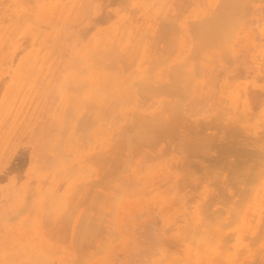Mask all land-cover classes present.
I'll return each instance as SVG.
<instances>
[{"label": "bare ground", "instance_id": "obj_1", "mask_svg": "<svg viewBox=\"0 0 264 264\" xmlns=\"http://www.w3.org/2000/svg\"><path fill=\"white\" fill-rule=\"evenodd\" d=\"M132 232L122 264H264V0H0V264Z\"/></svg>", "mask_w": 264, "mask_h": 264}, {"label": "rangeland", "instance_id": "obj_2", "mask_svg": "<svg viewBox=\"0 0 264 264\" xmlns=\"http://www.w3.org/2000/svg\"><path fill=\"white\" fill-rule=\"evenodd\" d=\"M16 162L14 161L12 162V164L13 163L16 164ZM127 243L131 246L130 250L127 253H122L120 251L116 252L113 259L118 260V261L113 260V264H122V262L125 259H129L133 257H142L144 255L146 244L144 242H140V243H137L138 244L137 245L134 239V232L131 233V236H127Z\"/></svg>", "mask_w": 264, "mask_h": 264}]
</instances>
